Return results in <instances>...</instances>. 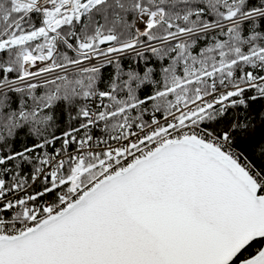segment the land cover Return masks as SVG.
<instances>
[{"label":"snow or ice","instance_id":"obj_1","mask_svg":"<svg viewBox=\"0 0 264 264\" xmlns=\"http://www.w3.org/2000/svg\"><path fill=\"white\" fill-rule=\"evenodd\" d=\"M0 264H264V0H0Z\"/></svg>","mask_w":264,"mask_h":264}]
</instances>
